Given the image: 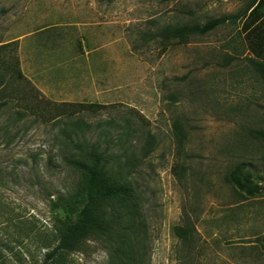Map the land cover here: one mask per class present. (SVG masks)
<instances>
[{
    "label": "rangeland",
    "instance_id": "374dc122",
    "mask_svg": "<svg viewBox=\"0 0 264 264\" xmlns=\"http://www.w3.org/2000/svg\"><path fill=\"white\" fill-rule=\"evenodd\" d=\"M242 1L0 0V264H41L56 245L75 142L122 163L148 134L132 171L139 264H264V190L227 181L242 164L264 186V76L238 31ZM219 16L182 43L158 36ZM86 242L61 264H109L108 244Z\"/></svg>",
    "mask_w": 264,
    "mask_h": 264
},
{
    "label": "trees",
    "instance_id": "16d2710c",
    "mask_svg": "<svg viewBox=\"0 0 264 264\" xmlns=\"http://www.w3.org/2000/svg\"><path fill=\"white\" fill-rule=\"evenodd\" d=\"M230 18L219 16L202 24L168 25L158 36L167 42L182 43L189 37L206 35ZM250 61L264 76V62ZM18 75H21L20 72ZM4 79L5 74L0 71V86ZM93 105L88 104L87 107ZM79 124L80 120L71 122L75 127ZM255 134L264 140V130ZM147 137L140 147L141 157L134 149L127 150L122 163L110 159L107 151L102 150L97 142L88 145L80 140L71 150H66L62 159L78 173L79 179L73 188L57 196L55 206L61 209L63 218L57 230V243L45 252L41 264H61L65 254L80 251L91 238L108 244L109 264L140 263L139 246L146 242L147 223L141 213V191L132 179V171L152 150L153 136L148 134ZM227 181L239 193L250 197L264 190V186L254 181L252 172L245 170L242 164L227 175ZM188 233L187 230L184 235ZM260 241L264 247V234Z\"/></svg>",
    "mask_w": 264,
    "mask_h": 264
},
{
    "label": "crops",
    "instance_id": "0c3cea01",
    "mask_svg": "<svg viewBox=\"0 0 264 264\" xmlns=\"http://www.w3.org/2000/svg\"><path fill=\"white\" fill-rule=\"evenodd\" d=\"M238 31L251 59L264 62V0H243Z\"/></svg>",
    "mask_w": 264,
    "mask_h": 264
}]
</instances>
